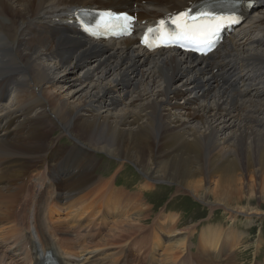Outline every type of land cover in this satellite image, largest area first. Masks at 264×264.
Instances as JSON below:
<instances>
[{
	"label": "bare ground",
	"instance_id": "obj_1",
	"mask_svg": "<svg viewBox=\"0 0 264 264\" xmlns=\"http://www.w3.org/2000/svg\"><path fill=\"white\" fill-rule=\"evenodd\" d=\"M194 1L0 0V103L16 93L13 107L0 110V264L35 262L28 259L30 239L41 253L52 249L68 264L87 262L84 253L94 251H77L98 236L103 222L118 221L120 202L127 212L136 209L139 223L147 220L138 196L122 199L123 189L94 174L95 150L132 162L144 188L150 180L170 181L233 212L251 211L232 203L236 185L252 189L264 179V0H256L262 6L240 32L203 59L174 50L148 53L134 37L94 42L74 32L69 16L78 8L129 10L146 26ZM53 130L73 146H61ZM85 191L98 197L97 228L86 224L85 239L74 229L76 242L63 244L49 218ZM21 209L30 217L17 226ZM169 215L160 214L149 234L134 220L121 222L116 227L126 234L112 241L136 252L127 253L131 264H216L220 251L238 245L222 227H204L193 255L189 237L171 240L176 215ZM161 234L170 242L165 248ZM123 255L102 263L99 251L89 263L122 264Z\"/></svg>",
	"mask_w": 264,
	"mask_h": 264
},
{
	"label": "rangeland",
	"instance_id": "obj_2",
	"mask_svg": "<svg viewBox=\"0 0 264 264\" xmlns=\"http://www.w3.org/2000/svg\"><path fill=\"white\" fill-rule=\"evenodd\" d=\"M250 35L251 37L255 36L251 33ZM48 85L49 84H45L44 87L46 88V86L48 87ZM14 93L15 92L9 94V100H7L5 103H0V110L11 109L13 107L12 102L15 99L16 94ZM52 135L54 138H56L57 142L61 146L63 145V147L65 148H71L73 146L71 139L64 134L60 135V132L58 130H53L51 136ZM93 154L95 155L96 160L94 174L97 175V177L102 176L104 178H108L104 180L113 182L114 187L116 186V191H121L123 189L124 191L122 190V192H120V194L122 195V199H125L129 194L138 196L141 199L140 201H142L144 207V213L142 215L143 217L145 216L147 220L139 223L138 214H133L137 212L136 209L129 210V212H127L128 204L125 202H120L119 208H117L118 210L115 212L118 221L115 222V224L113 225L110 219V222H108L107 225L103 222V224L100 226V233H98V236L97 232L94 237L89 236V239H87L86 241L88 245L79 248V251H77L78 254H82L81 249L86 251H94V253L92 254H88V252H85L84 255L82 254L83 257L87 258L88 260L83 264H88L90 258L94 254L97 255V252L99 251L103 252V256L101 257L102 263L107 261L108 256H113L114 259L119 261L121 257L125 256L123 255V253H126V256L128 257H125L123 259L122 264H131L133 262V259H130V256L127 255V253H131L130 255H134L136 252L130 251L127 246H125L124 248V243L121 242L119 244L120 240L112 241V238L116 234H126L124 232L120 233L119 228L116 227V225L124 221L131 220L130 222H132V220H134V222H132L131 224L135 223V228L138 227L140 230L144 229V232H147V234H149L147 230L150 231V229L152 230V228L157 229L159 227V221L162 219V217L159 218L160 214L176 215V228L174 225V229L172 230L173 232L175 231V234H171V240L174 239L173 241H176L177 238L179 239L184 235H186L184 237H189L191 252L193 255L200 252L197 249L198 247H200L199 245H201L200 239H198V237L199 234L201 236L203 230L205 229L204 227L207 228L212 226L213 228H216V226H220L222 227V229H224V231H229L235 235L238 245L233 249V251H227L224 255H222L223 253L220 251L219 256H222V258H220V260L216 264H218L219 262L220 264H264V184H262V182H264L263 178H260L258 180V182L260 181V183L252 187V189H247L240 185L235 186L234 193L237 196V200H235L232 205L236 206V204H238V206L251 208L250 212L243 211L241 213H238L240 211L233 212L232 209L228 210L227 208H225L223 204L214 202L212 197L208 200H203L201 197L197 196L195 197L192 192L185 190L184 188L180 187V185L170 181L150 180V182H148V185H150L144 188V181L142 178L143 174L132 162L126 160L120 161L118 158L114 159L110 157L109 154L103 151L95 150L93 151ZM248 178L249 177H246V180L250 181V179ZM141 186H143V188H141ZM116 191L113 190L112 193L119 194ZM85 192L87 193L88 191ZM249 192L251 197H249ZM87 194H85L86 196L81 194L82 197L71 198L68 202H64L63 206L68 207L67 211H62L64 212L63 214H61L62 212H58L57 215L51 216L49 218V221L51 223L49 225H51L54 229L55 235L57 237L60 236L59 238H61L62 235V237H65V240L62 241L63 244L68 242V244L73 245L76 242L73 240V237L76 235L74 233V229L77 230L80 234H82L83 239H85V233L89 232H86V229L84 230L85 226H87L86 224L91 225V228L92 226L94 228H97L96 216L98 207L94 201H96V198L98 197L95 195H93L95 196L93 197L92 193L89 195ZM22 202L23 197L21 203ZM130 206L132 208V205ZM101 211H103V209ZM76 213L78 214L76 215ZM29 217V212L24 215L23 209H21L19 211V214H17L16 216L17 226L20 221H26L29 219ZM71 217L73 219L70 220ZM157 218L159 219L156 220ZM127 228L130 227H125V229ZM160 229H164L163 226H160ZM3 230L5 231L6 228H3ZM188 230L189 232H187ZM160 232L162 233V231ZM191 233H193V235H191L190 237ZM131 235L137 236L138 234ZM237 235H239L238 239ZM161 237L163 238V241H161V248H165V245L167 243L170 244V242L163 234H161L160 238ZM77 239L79 241L85 242L83 239L81 240L80 237H78ZM3 240L4 239H2L3 247L1 246V248L6 249L7 247L5 246L6 244H4ZM67 247L70 248L69 246ZM122 249L123 252H121L119 255V252ZM174 255V257L178 256L177 253ZM209 259H211V257H209ZM71 261L78 262L79 260L74 259L73 261V259H71ZM137 262L139 263L138 259Z\"/></svg>",
	"mask_w": 264,
	"mask_h": 264
},
{
	"label": "snow or ice",
	"instance_id": "obj_3",
	"mask_svg": "<svg viewBox=\"0 0 264 264\" xmlns=\"http://www.w3.org/2000/svg\"><path fill=\"white\" fill-rule=\"evenodd\" d=\"M168 22L175 25L177 29L175 32H166L164 30L166 26L165 21L161 19L155 31L149 28L148 33H151L154 38L160 40L175 43L189 41L211 47L212 37L220 31L224 23H238L239 21L238 19H229L225 21L223 17H217L214 14L206 12L193 15L191 10H186L177 13L174 17H171ZM146 47L151 49L152 44L146 43Z\"/></svg>",
	"mask_w": 264,
	"mask_h": 264
}]
</instances>
